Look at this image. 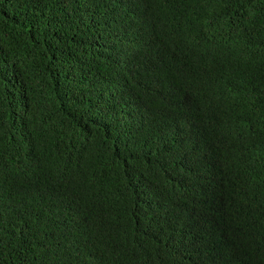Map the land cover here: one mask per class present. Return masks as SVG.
Wrapping results in <instances>:
<instances>
[{
  "label": "trees",
  "instance_id": "obj_1",
  "mask_svg": "<svg viewBox=\"0 0 264 264\" xmlns=\"http://www.w3.org/2000/svg\"><path fill=\"white\" fill-rule=\"evenodd\" d=\"M0 264H264V0H0Z\"/></svg>",
  "mask_w": 264,
  "mask_h": 264
}]
</instances>
